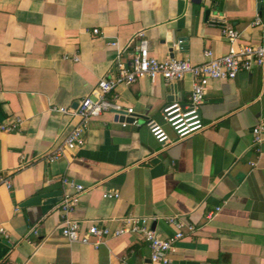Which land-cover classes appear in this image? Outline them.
Returning a JSON list of instances; mask_svg holds the SVG:
<instances>
[{
    "label": "crops",
    "instance_id": "0c3cea01",
    "mask_svg": "<svg viewBox=\"0 0 264 264\" xmlns=\"http://www.w3.org/2000/svg\"><path fill=\"white\" fill-rule=\"evenodd\" d=\"M257 15L263 24H253ZM220 20L239 31V45L264 43V0H0V123L22 121L18 131L0 130V173L13 179L0 186V227L9 234H0V264H154L140 233L98 246L65 237L57 206L74 191L65 179L86 187L72 214L83 230L93 222L114 230L137 216L167 238L181 223L185 236L167 264H264V142L257 152L252 131L264 122V67L211 80L205 128L181 140L167 128L174 141L166 145L144 122L162 121L168 102L187 103L192 76L120 85V103L135 110L131 121L106 112L91 120L81 148L46 158L78 122L58 109H75L116 62H128L139 41L124 49L130 38L142 31L152 56L201 64L206 50L222 56L230 48ZM48 192L56 204L23 205Z\"/></svg>",
    "mask_w": 264,
    "mask_h": 264
},
{
    "label": "built area",
    "instance_id": "2783aa9c",
    "mask_svg": "<svg viewBox=\"0 0 264 264\" xmlns=\"http://www.w3.org/2000/svg\"><path fill=\"white\" fill-rule=\"evenodd\" d=\"M253 24H263L262 17L257 15ZM220 26L223 35L230 43V48L222 56H215L212 50H206L207 59L201 64H193L188 58L160 60L152 56L148 41L143 38L142 31L130 38L124 49L131 46L136 40L139 41L135 45L136 51L128 62H116L115 71L101 78L93 90L78 102L75 109L71 111L65 108L58 109L65 113H71L78 118V122L65 138L63 145L47 154V160L53 162L63 156L64 148H81L85 144V132L91 120L104 113L113 112L124 117L134 115V108L125 107L120 103L116 89L120 85H131L143 78H149L151 81L162 78L166 82H172L181 80L188 74L192 76V92L187 103L168 102L161 111L162 121L153 117H148L145 120V126L158 143L166 145L174 141L167 128L174 132L175 140H181L203 130L205 123L202 118L201 107L210 81L215 79L232 80L236 78L239 72L250 71L254 67H264V43L239 45V31L234 29L226 20H220ZM99 33L101 31L98 28L93 30V34ZM109 44L117 46L118 41L113 40ZM75 59L77 58L75 57ZM122 124L126 125L127 122L124 120ZM21 125L20 118H11L0 123V130L14 132L20 130ZM252 131L253 146L257 152H260V146L264 142V122L254 126ZM252 164L255 165L254 162ZM64 181L69 183L74 190L63 194L57 206L61 214L59 228L65 237L71 241L82 243L94 241L95 245L98 246L108 236H120L126 232L140 233L150 243L151 260L154 264L171 262L170 253L175 250L176 242L185 236L181 223H177L179 230L167 238L157 236L155 231L148 227V219L137 216L124 217L122 219L123 225L114 230L100 226L97 222H93L86 230H83L81 222L73 218L72 214L79 205L81 195L85 192L86 187L67 179ZM1 185L12 187L11 173H0ZM118 196V192L105 191L104 193L106 198ZM220 209L218 207L216 211L210 212L207 218H214ZM168 219L175 222V218ZM188 230L195 232L197 229L195 225L191 224L188 225ZM32 232L37 235V228H32ZM0 234L9 237L4 227H0ZM26 240L30 241V237L26 236Z\"/></svg>",
    "mask_w": 264,
    "mask_h": 264
},
{
    "label": "water",
    "instance_id": "95a60500",
    "mask_svg": "<svg viewBox=\"0 0 264 264\" xmlns=\"http://www.w3.org/2000/svg\"><path fill=\"white\" fill-rule=\"evenodd\" d=\"M121 119L131 121L132 118H130V117L125 118L124 116H122ZM56 195H57V193H49V192L48 193H39V194L34 195L31 198L27 199L25 202H23V205L24 206L39 205L42 203V201L44 199H46L45 203H47V204H56L59 201L58 198H55ZM60 195H61V193H60Z\"/></svg>",
    "mask_w": 264,
    "mask_h": 264
}]
</instances>
